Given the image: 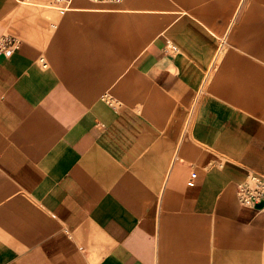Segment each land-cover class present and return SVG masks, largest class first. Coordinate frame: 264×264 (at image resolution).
<instances>
[{
	"label": "crops",
	"instance_id": "crops-1",
	"mask_svg": "<svg viewBox=\"0 0 264 264\" xmlns=\"http://www.w3.org/2000/svg\"><path fill=\"white\" fill-rule=\"evenodd\" d=\"M170 1L73 0L50 63L0 55V264H264V200L236 194L264 177V0H183L225 59L178 15L143 45Z\"/></svg>",
	"mask_w": 264,
	"mask_h": 264
},
{
	"label": "rangeland",
	"instance_id": "rangeland-1",
	"mask_svg": "<svg viewBox=\"0 0 264 264\" xmlns=\"http://www.w3.org/2000/svg\"><path fill=\"white\" fill-rule=\"evenodd\" d=\"M86 1L91 3L88 0ZM125 1L126 0H123L119 5H116L113 8L120 6ZM183 2V0H171L169 2V7L164 11L158 12L156 18L152 22L141 27L143 33H145L142 38L143 45H145L146 40L148 42L152 36L158 34L178 15L174 20V23L170 24L168 27V33L173 32L174 35L177 34L179 36L186 35L192 37L196 39L197 43H206L212 48L220 45L221 53H219V57L225 59L233 44L227 34L228 32H225L224 30L218 32L221 38V42H219L217 34H215L213 30L198 24L193 19L194 16L186 9V7L180 9L183 6ZM194 5L195 7L191 10L192 12L197 10L194 12L195 14H204L208 18H213L214 11L208 9V7L212 6L211 0L195 1ZM4 14L6 15L4 16ZM2 16H4L2 23L3 33L6 35H13L17 37L21 43L22 41H25L32 47H35L40 52L39 60L41 57L47 58L45 59V62L47 64L50 63L48 54L51 53L52 50V36L57 30L54 23H57L61 18L54 9L47 7L41 0H0V17ZM129 51H131L130 43L127 41V54ZM145 53L146 51L143 50L140 57H143ZM176 58L178 59V55ZM166 61L167 59L163 58L162 61L156 62V65H162ZM218 64L215 66H218ZM212 79L213 74L210 75L208 84L212 82ZM192 109L193 108L191 107L189 116L184 123L185 133L189 130L192 123L191 120L194 116V111H192Z\"/></svg>",
	"mask_w": 264,
	"mask_h": 264
},
{
	"label": "built area",
	"instance_id": "built-area-1",
	"mask_svg": "<svg viewBox=\"0 0 264 264\" xmlns=\"http://www.w3.org/2000/svg\"><path fill=\"white\" fill-rule=\"evenodd\" d=\"M47 7L54 9L58 14L64 15L70 8L73 0H41ZM95 3L118 4L123 0H90ZM20 40L13 35H2L0 37V55L10 56L19 47ZM40 61L45 66L44 58ZM195 173H192L194 176ZM191 183V182H190ZM236 194L238 202L243 206H253L264 200V177L249 173L246 179L237 183Z\"/></svg>",
	"mask_w": 264,
	"mask_h": 264
}]
</instances>
